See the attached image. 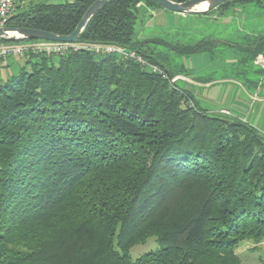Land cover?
I'll return each instance as SVG.
<instances>
[{"label":"trees","instance_id":"trees-1","mask_svg":"<svg viewBox=\"0 0 264 264\" xmlns=\"http://www.w3.org/2000/svg\"><path fill=\"white\" fill-rule=\"evenodd\" d=\"M93 1L25 0L5 25L69 34ZM157 8L109 0L78 40L120 45L166 77L113 53L10 57L19 66L0 79V264H240L239 242L264 238V135L170 82L241 78L256 89L248 75H264V32L243 44L138 33L140 14ZM245 8L262 15L264 0L194 14ZM203 54L229 74L191 77L181 59ZM150 235L160 247L131 260Z\"/></svg>","mask_w":264,"mask_h":264},{"label":"rangeland","instance_id":"rangeland-1","mask_svg":"<svg viewBox=\"0 0 264 264\" xmlns=\"http://www.w3.org/2000/svg\"><path fill=\"white\" fill-rule=\"evenodd\" d=\"M52 2H65L74 0H49ZM31 2V0H26V4ZM257 12V11H256ZM141 13V12H140ZM142 20H145L144 26L138 22L135 25V30L138 33H142L146 36H162V35H177L182 39L189 40L187 35L184 33H191V38L196 39L200 37H212L218 40H228L237 43H244V38H242L246 33H256L264 32V14H255L252 8H245L243 10H237L236 12H231L226 16H218L214 18L212 13L195 15V14H184L174 12L165 8H157L152 11L151 16H143L140 14ZM195 36V37H192ZM190 38V39H191ZM193 41V40H192ZM223 52L226 51L225 47ZM219 51V50H218ZM223 58V57H222ZM10 59V57L8 58ZM7 59V60H8ZM181 61L184 63L185 67L189 69L190 76L196 77L206 74H212L213 77L219 79L221 76H226L229 74L230 68H224L223 63L215 60L214 62L209 61L208 54H203L198 57H183ZM3 60H0V64ZM258 67L263 68L262 65L256 64ZM19 66V63L12 67L11 73L15 72ZM5 72L4 68H0V75ZM233 77V76H232ZM251 79L259 78V85L255 90L249 88L250 91L246 92L247 89L243 86L244 81L240 79H230V80H218L215 85L208 89L207 94L204 95V88L200 90V83H195L191 79L178 80L179 83H183L187 88L192 89L194 96L196 97L198 103L201 105L205 100L218 101L221 96L219 95V90H221V95H228L227 89L231 86L233 89V94L242 99L248 101V94L250 92L262 91L261 95H264V75L258 76L252 73L248 75ZM234 78V77H233ZM177 81V82H178ZM203 91V92H202ZM228 97V96H227ZM226 101V100H225ZM224 99L219 104L220 106L229 107L230 103L225 102ZM214 103V102H213ZM231 108V106L229 107ZM245 116V113H244ZM264 118V116H263ZM264 121H262L261 126L258 128L261 132H264ZM160 247L157 242L156 236L150 235L143 242L135 243L129 250V257L131 260H135L142 254L154 251ZM238 260L240 264H264V238L259 242H255L250 239H244L239 242L235 249Z\"/></svg>","mask_w":264,"mask_h":264},{"label":"built area","instance_id":"built-area-1","mask_svg":"<svg viewBox=\"0 0 264 264\" xmlns=\"http://www.w3.org/2000/svg\"><path fill=\"white\" fill-rule=\"evenodd\" d=\"M24 1L25 0H0V26L5 25L6 21L13 13L16 4ZM78 51L103 54L113 53L123 58L132 57L139 63L146 64L150 70L159 72L162 76L166 77V74L158 66L147 64L140 55L135 54L134 52H131L117 44L81 41L78 39L74 42L53 41L46 39H15L10 42L0 41V60H3L1 64H6L9 57L21 56L28 53L51 56ZM258 62L262 65V67H264V57L259 58ZM178 80L184 81L187 80V77L183 75H175L170 78L171 83H175ZM221 112L226 114L228 113L225 109H222Z\"/></svg>","mask_w":264,"mask_h":264},{"label":"water","instance_id":"water-1","mask_svg":"<svg viewBox=\"0 0 264 264\" xmlns=\"http://www.w3.org/2000/svg\"><path fill=\"white\" fill-rule=\"evenodd\" d=\"M109 0H94L84 11L74 30L69 34H58L47 30L23 26H0V39H46L53 41L74 42L79 38L90 18ZM165 9L182 13H205L225 0H186L176 2L173 0H154Z\"/></svg>","mask_w":264,"mask_h":264},{"label":"crops","instance_id":"crops-1","mask_svg":"<svg viewBox=\"0 0 264 264\" xmlns=\"http://www.w3.org/2000/svg\"><path fill=\"white\" fill-rule=\"evenodd\" d=\"M18 60H19L18 57H14V58L8 59L6 61V64H0V68L5 69V72L0 75V79H5L7 76L11 75L12 67L17 64ZM213 85L215 84L214 83L212 84H201L200 83V85L198 86L200 87V90L202 89L201 87L205 89L204 95H206L208 89L211 88V86ZM232 89L233 88L229 86V88L227 89V92L229 93L226 96L224 95V92L221 95V90L218 91L219 92L218 96H221L218 102L220 103L224 99V101L226 100L225 102L230 103L229 107L231 106V108L220 106V104L217 103L216 101H209V99L205 100L203 104L201 103V106L211 112H219L222 109H225L228 111L227 113L228 115L240 118L243 121H246L247 123L251 124L252 126L258 129L261 126L262 121H264V118H263L264 116V95H261V91H258V92L254 91L252 93L250 92V94H248V101H247L236 95H234V97L233 95L231 96V94H233V92L235 91V90L232 91ZM246 89H247L246 92L250 91L249 88H246ZM244 113H245V116H244ZM261 133L264 135V132H261Z\"/></svg>","mask_w":264,"mask_h":264}]
</instances>
